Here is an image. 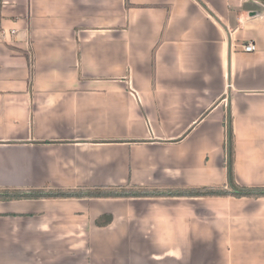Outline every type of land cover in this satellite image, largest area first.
Instances as JSON below:
<instances>
[{
    "label": "crops",
    "instance_id": "obj_1",
    "mask_svg": "<svg viewBox=\"0 0 264 264\" xmlns=\"http://www.w3.org/2000/svg\"><path fill=\"white\" fill-rule=\"evenodd\" d=\"M202 2L0 0V188L227 187L230 110L264 188V5ZM0 264H264V197L0 202Z\"/></svg>",
    "mask_w": 264,
    "mask_h": 264
},
{
    "label": "trees",
    "instance_id": "obj_2",
    "mask_svg": "<svg viewBox=\"0 0 264 264\" xmlns=\"http://www.w3.org/2000/svg\"><path fill=\"white\" fill-rule=\"evenodd\" d=\"M202 4V0H199ZM264 5V0H258ZM33 65V62H32ZM226 167L228 170L229 185L222 187H201L172 189L167 192H158L148 189L137 188H115V187H93L79 188L74 190H22L14 188H0V202H10L28 199H50V198H132V197H248L263 198L264 188L244 187L235 181V134L233 128V114L231 110L226 119ZM105 225L110 224L112 217L108 216ZM101 226V223H97ZM104 226V225H103Z\"/></svg>",
    "mask_w": 264,
    "mask_h": 264
},
{
    "label": "built area",
    "instance_id": "obj_3",
    "mask_svg": "<svg viewBox=\"0 0 264 264\" xmlns=\"http://www.w3.org/2000/svg\"><path fill=\"white\" fill-rule=\"evenodd\" d=\"M256 49V47H255V45H253V44H249V45H246L245 46V51L246 52H252V51H254Z\"/></svg>",
    "mask_w": 264,
    "mask_h": 264
},
{
    "label": "water",
    "instance_id": "obj_4",
    "mask_svg": "<svg viewBox=\"0 0 264 264\" xmlns=\"http://www.w3.org/2000/svg\"><path fill=\"white\" fill-rule=\"evenodd\" d=\"M259 7H261L260 5H258ZM261 14V13H260ZM260 14H256V13H254V15H260Z\"/></svg>",
    "mask_w": 264,
    "mask_h": 264
}]
</instances>
